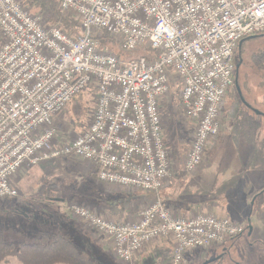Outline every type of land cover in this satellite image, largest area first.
Listing matches in <instances>:
<instances>
[{"label": "built area", "instance_id": "built-area-1", "mask_svg": "<svg viewBox=\"0 0 264 264\" xmlns=\"http://www.w3.org/2000/svg\"><path fill=\"white\" fill-rule=\"evenodd\" d=\"M56 1L81 33L47 24L22 0H0V199L19 195L13 178L22 169L65 155L93 164L102 183L154 196L129 222L68 204L71 216L110 240L119 261L132 262L162 239L171 244L169 264H187V252L241 234V221L176 215L160 197L174 178L161 102L174 85L180 111L195 126L182 166L193 173L220 133L234 50L264 31V0ZM99 32L124 54L147 51L123 58L100 46ZM89 88V124L58 141L53 117Z\"/></svg>", "mask_w": 264, "mask_h": 264}, {"label": "rangeland", "instance_id": "rangeland-1", "mask_svg": "<svg viewBox=\"0 0 264 264\" xmlns=\"http://www.w3.org/2000/svg\"><path fill=\"white\" fill-rule=\"evenodd\" d=\"M261 50H264L263 34L244 42L238 71L240 95L233 87L224 98L220 133L210 144L202 165L193 173L185 172L182 166L195 126L180 111L174 85L161 102L164 138L174 174L170 185L193 180L192 176L203 168L199 173L202 190L197 187L195 194L198 197L201 190L208 205L217 208V212H203L227 216L245 225L244 231L234 238L198 249L187 264H201L212 258L216 259L208 264H264V191L251 203L253 193L264 187V85H261L264 73L253 68L250 61L252 54ZM146 51L117 54L136 57ZM94 100L93 90L82 92L53 117L58 141L75 137L89 124ZM13 183L19 195L0 199V228H18L25 241L37 230L62 229L69 203L87 206L110 220L129 222L137 220L142 207L154 197L137 189L102 183L96 178L93 164L65 155L22 169ZM98 198L104 203L105 214L94 205V201L100 202ZM203 212L197 210L191 215ZM84 226L92 244L87 247L101 264H169L170 254L164 261L168 251L161 255L149 251L142 256L140 253L132 262L119 261L109 250L111 243ZM158 240L162 239L150 243ZM6 260L0 264H6Z\"/></svg>", "mask_w": 264, "mask_h": 264}, {"label": "trees", "instance_id": "trees-1", "mask_svg": "<svg viewBox=\"0 0 264 264\" xmlns=\"http://www.w3.org/2000/svg\"><path fill=\"white\" fill-rule=\"evenodd\" d=\"M24 2L32 7L34 11L41 13L47 24H56L61 30L70 35L82 32L77 20L64 14L57 7L55 0H24ZM262 34L264 35V31L258 35ZM95 37L99 39L102 48L112 50V52L115 51L116 54L119 52L115 41L106 32H99L95 34ZM244 42L234 50L235 65L238 61H241ZM120 56L125 58L122 55ZM250 61L253 68L264 73V50L253 53ZM237 76V85L233 87L240 95L238 72ZM261 85H264V77ZM91 90L93 89L89 88V91ZM263 191L264 187L259 188L253 193V197ZM161 198L164 201V198ZM164 202L168 205V202ZM23 234L16 227L0 228V263L13 257L21 264H101V260L93 255L87 246H82L75 240L73 234L67 230L60 228L52 232L37 230L30 234L27 241L21 239Z\"/></svg>", "mask_w": 264, "mask_h": 264}, {"label": "crops", "instance_id": "crops-1", "mask_svg": "<svg viewBox=\"0 0 264 264\" xmlns=\"http://www.w3.org/2000/svg\"><path fill=\"white\" fill-rule=\"evenodd\" d=\"M202 170L203 168L200 169V171L197 172L194 176H192L196 180L193 179L188 182H183V184L182 182L180 183L177 182V184L169 185L160 191V197H163L164 201L168 202V206L171 209H173L175 213L182 214V215H191L197 210L202 211V212L203 211L217 212V208L216 207L213 208L210 205H208L209 202L206 201V199L202 197V193H201L202 183L199 182L200 181L199 173H201ZM197 187L201 189L198 194V197L195 194L197 193ZM99 201L100 202L94 201L95 202L94 205L98 206L101 209V211L105 214L106 209L102 207L104 206V203L100 199ZM137 204H140V202H137ZM65 214H66L64 218L65 222L62 223L64 225L61 228L73 234L75 240H77L80 244H82V246H88V245L92 246V244H90V241H89L91 238L88 234V231L86 230L84 226L85 224L82 221L71 216L68 211L67 213L65 212ZM105 239L110 242V240L107 237H105ZM198 249H201V248H196V249H193L187 252L185 254L186 258L188 260L190 258H194L195 252H198ZM109 250L111 254L113 255L111 247L109 248ZM149 251L152 253H156L158 255L167 253L168 251V253L166 254V257L164 258V261H165V259L167 258V255L171 253V244L169 241H166V240L154 241L150 243L147 249L144 250L143 254L141 253L140 255L141 256L146 255ZM6 264H21V263L15 260H11V261L9 260L6 262Z\"/></svg>", "mask_w": 264, "mask_h": 264}, {"label": "water", "instance_id": "water-1", "mask_svg": "<svg viewBox=\"0 0 264 264\" xmlns=\"http://www.w3.org/2000/svg\"><path fill=\"white\" fill-rule=\"evenodd\" d=\"M257 35H251V36H248V37H246V38H243L242 40H240L239 41V43H238V46H241V44L244 42V41H246V40H249V39H253V38H255ZM240 63H241V61H238L237 63H236V65H235V76H234V84L235 85H237V72H238V68H239V66H240ZM259 113V112H258ZM253 199H254V197L252 198V200H251V203H253ZM216 258H212V259H207V260H205L203 263H201V264H208V263H210V262H212V261H214Z\"/></svg>", "mask_w": 264, "mask_h": 264}]
</instances>
